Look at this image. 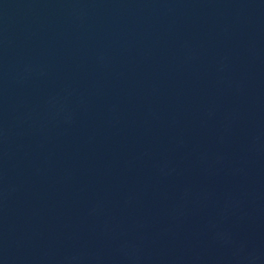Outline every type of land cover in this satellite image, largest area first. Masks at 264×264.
Returning <instances> with one entry per match:
<instances>
[{
  "label": "water",
  "instance_id": "95a60500",
  "mask_svg": "<svg viewBox=\"0 0 264 264\" xmlns=\"http://www.w3.org/2000/svg\"><path fill=\"white\" fill-rule=\"evenodd\" d=\"M264 207V0H0V264H182Z\"/></svg>",
  "mask_w": 264,
  "mask_h": 264
}]
</instances>
